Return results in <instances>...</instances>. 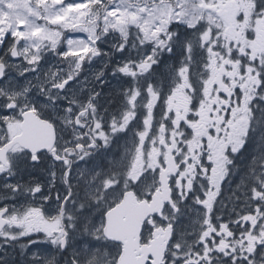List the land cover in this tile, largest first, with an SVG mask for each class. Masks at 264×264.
I'll return each mask as SVG.
<instances>
[{"label": "snow or ice", "instance_id": "1", "mask_svg": "<svg viewBox=\"0 0 264 264\" xmlns=\"http://www.w3.org/2000/svg\"><path fill=\"white\" fill-rule=\"evenodd\" d=\"M111 41H118L113 53L128 57L112 75L133 83L119 114L106 121L98 111L99 93L82 100L69 85L86 62L110 56L99 45ZM0 49V109L9 113L0 117V176L7 181L46 153L61 165L67 188L56 196L54 216L38 207H0V257L40 233L65 252L70 234L79 230L111 245L112 255L103 247L77 250L70 264H264V152L246 174L237 198L244 207L232 209L236 218L213 216L235 158L253 141L264 149V0H0ZM176 49L183 58L168 73L162 99L159 85L149 81ZM49 55L68 63L42 73L40 63ZM11 73L37 76L18 87L9 82ZM41 98L51 118L41 115ZM140 113V128L133 130ZM126 132L133 140L125 158L108 171L80 174L81 190L74 192L72 166ZM4 188L6 200L42 191L15 183ZM190 199L203 211L193 209L185 227L178 221L190 215ZM92 212L100 213L98 224L91 223ZM33 260L56 264L54 257Z\"/></svg>", "mask_w": 264, "mask_h": 264}, {"label": "rangeland", "instance_id": "2", "mask_svg": "<svg viewBox=\"0 0 264 264\" xmlns=\"http://www.w3.org/2000/svg\"><path fill=\"white\" fill-rule=\"evenodd\" d=\"M174 27L178 28V30L180 31L179 26H175ZM182 31L185 33L183 37H188L190 38V32L183 29ZM186 32H189V34L187 35ZM68 38H73V39H87V37L83 34V33H66L65 34ZM182 37V38H183ZM118 41H111L107 44H102L99 45L101 47V49L103 51H106L110 54L109 57H98L96 59H94L92 61L91 64H88L87 62L85 63L84 66H82V70L81 73L79 75V77H77L76 80L72 81V83L69 85V87H72L75 91L79 92L80 98L86 99L89 95V93L91 94H96L99 93V95L97 96V100L96 103L98 104V111L101 112L104 116H105V120L108 121L110 119L111 116H116L119 114L123 103H124V96L123 93L128 90L131 85H132V80L131 78L128 77H124L122 75H117V76H113L112 75V71L117 67L118 62L120 64H123L127 59V55L125 53H113L112 51V44L116 43ZM64 49H58V51H63ZM128 50L126 49V52ZM175 51V50H174ZM176 51L178 52V59L173 57L176 56V54H172L171 56H165L163 58V60L161 61V64L159 65V67H156L153 69V72L155 73V76L153 77V79L149 82L153 83V85L155 86V84L157 83V80L159 79V81H163L164 85L167 86V90H169L170 87V80L168 78V73L178 69L179 65H180V61L183 58L182 57V52L176 49ZM108 61L107 66L105 64V61ZM175 60H178V62H176ZM68 62L66 61H61L58 60L55 56L49 55L47 57H45L42 61H41V71L42 73H48L50 71H56L58 67H62V66H66ZM162 72V76H160V72ZM103 72V76L98 80L96 79L97 75L99 73ZM37 76L34 75L32 78L28 79L29 80H33L35 77ZM20 83L19 80L15 77H11L9 82L13 83L15 85H17L18 87H22L25 84L28 83ZM158 81V82H159ZM167 95L165 94L163 97H166ZM46 101H43V98H41V102H40V111L42 116L44 117H48L51 118L53 116V111L47 107H45ZM159 109H156L154 111L155 116L158 117L161 109L160 106H158ZM142 113L138 114L137 116V121L133 122V125H135V129L133 130H138L140 128V125L138 123V121H140V119L142 118ZM59 123V122H57ZM133 125H130V129L133 128ZM108 127L107 122L104 125V129ZM126 134H128V137L130 138V142L132 144V140H133V135L132 132H126ZM112 140H116V137ZM103 144V141H102ZM107 162L110 164L111 162H114V158H110L107 160ZM54 164V160L49 158V161H47L45 163V166H42L41 164L36 166V165H30V166H26V167H22L20 168L19 172H18V176L20 181H27V183H29L30 185L28 186L27 184H19L21 185L23 188H27V187H31L33 184L31 183V181H34V183H38L40 185V187L42 188L41 193L36 194L35 197L30 196V195H26L30 198V201L32 202L33 205L39 204L42 201H48V200H52L50 203V207H53V214H50L49 216H54L57 213V200H56V196H63L66 191L67 188L66 186L62 183L63 188L59 187V188H54V186H52L50 184V180H51V173L55 172L56 175L58 174V172L55 170L57 169L56 166L53 165ZM59 175L56 176L58 177L57 179L60 181V177L62 174V167L60 166V171H59ZM77 175H73V179L76 180ZM14 183V182H11ZM69 183H71L73 185V191L75 190V186L77 185L73 180L70 181L69 179ZM18 184V183H15ZM5 185V184H4ZM4 185L1 186L0 188V204L4 203L3 199H5V197L8 195V190L4 188ZM79 185V184H78ZM80 186V190H81V184ZM15 196V198L10 201L8 204L12 207V208H20V203H18L16 201V197L19 194H13ZM23 195V194H21ZM83 195V194H82ZM50 197V198H49ZM48 198V199H46ZM24 208H27V206H24ZM23 208V209H24ZM44 209V207H42ZM99 213V212H97ZM100 214V213H99ZM101 219L100 217H97L95 219H93V222L91 220L92 224H98L99 221ZM38 235V234H37ZM46 238V237H45ZM47 239V238H46ZM79 241V240H78ZM95 243H89V242H82V243H73L72 244V240H70V244L69 247H71V250L69 251L68 254V250L67 252H60L61 254H64L68 257H66L64 260L67 261V264H70L71 262V258L74 254V252H76L77 250H92L93 252H98L100 247H103L104 253L106 255L111 256L112 255V249H111V245H107V246H103L100 245V242L94 241ZM50 244V243H49ZM53 248L51 250H49V253L46 252H38L37 250L33 249L32 251V256L33 257H43L45 259L48 258H55V261L57 262L62 261V256H57V249L52 246ZM68 247V249H69ZM45 248H50L49 245H45ZM9 249V247H8ZM56 252V253H55ZM14 258V256H13ZM9 259V257H0V264H7V260ZM81 259H83V257H81ZM34 261V260H33ZM11 264V262H10ZM34 264H42L41 261L39 260H35Z\"/></svg>", "mask_w": 264, "mask_h": 264}, {"label": "flooded vegetation", "instance_id": "3", "mask_svg": "<svg viewBox=\"0 0 264 264\" xmlns=\"http://www.w3.org/2000/svg\"><path fill=\"white\" fill-rule=\"evenodd\" d=\"M179 32L181 34V37H183L185 33L182 31V28H180ZM186 33H187V35L189 34V32H186ZM9 43H10V41H9ZM4 51H5V49H0V56H2L4 54ZM174 53L176 54V56L173 57V60H174V58L178 59V55H177L178 52L175 50ZM175 61L178 62V60H175ZM22 66L26 67V65H22ZM39 68L41 71V68H42L41 63H40ZM34 75H36V73H29L28 75H26L24 77H20L16 73H11L10 78L15 77L19 80L20 83H25L28 81V79L32 78ZM2 83L3 82H0V84H2ZM156 85H159L161 92L163 94L162 96H164L165 94L166 95L168 94L169 90H167V89L164 90L163 86L160 82H157L155 84V86ZM158 106H159V102H158ZM158 106H157V109H159ZM8 114L9 113L7 111L0 109V117L7 116ZM154 116H155V113H154ZM98 143L102 144V141H98ZM130 147H131L130 138L128 137V134H125V135H122L121 137H119V140L111 141L109 147H107V148L102 147L99 149V151H94V155L87 157L85 160L80 161L77 164H74L72 166V172L69 175L70 181L73 180L77 184L75 186L74 192L80 191V186H79L81 184V182L79 180L80 174L85 173V172H92L93 170H95L97 168L103 169L104 171H108V169L110 168L112 163L125 158V149L130 148ZM262 152H264V149H262L261 145L258 142L253 141V142L247 144L245 146L244 150L235 158L232 171L230 172L229 177L226 178L225 181L222 183L221 191L217 197V204L214 206L213 216L222 217V222H228L229 219H235L236 218V214L232 211V209L234 207L237 209V211H239L241 208L244 207L242 201L238 200L237 198L242 195V192H243V190L247 184L246 174L251 171V169L253 168V166L256 163V160L258 159V157L261 155ZM38 155L42 158L40 159L39 163H36L33 165L38 166L41 164L42 166H45V163L47 161H49V158L52 159L51 156L47 155L46 153H41ZM110 158H114V162H111L109 164L107 162V160ZM55 164L57 167L56 171L58 172V174H57V176H58L60 173L59 171H60L61 165L58 162L54 161L53 165H55ZM209 167H211V166H209ZM74 174L77 175L76 180L73 179ZM57 178H56V183H55L54 188L55 189L59 188V187L63 188L62 183H60ZM11 182L18 183V184H27L28 186L30 185L29 183H27V181H20L18 174L14 177H11L7 181L2 176H0V188L2 185L6 184V183H11ZM31 183L33 184L32 186L39 185L38 183H34V181H31ZM82 194L83 193L81 192V195ZM196 194L200 195L199 192H197ZM46 199H48V198H46ZM10 201H12V200L3 199L4 203H1L0 207H3L5 204H7L9 207H11L8 204ZM16 201L18 203H20V208H18V209H23L24 206L38 207V208L44 207L43 213L45 214V216H49L48 213L53 214V207H50V204H51L50 202L52 201L51 199L47 203V205H46V203H44V201L40 202L39 204L33 205L28 196L19 194L16 197ZM234 201H236V203H234ZM186 204H188V206H189L188 210H189L190 215L185 216L184 218H182L181 220L178 221V224L185 226V227L188 226L189 219H190L191 215L193 214V209H195L196 212L203 211L199 206L192 205L191 199L189 201H187ZM98 217H100V214L98 215ZM90 219L93 222V219H95V218L91 215ZM193 223H194V221H193ZM230 228H232L233 231L237 232V234L239 233V227L238 226L230 225ZM44 238L45 237L42 233V234H38V235H35L32 237H25L22 240H20L19 242H15L16 243V258H15L14 262L13 261L11 262V264H32V263H34L32 251L37 246V243L32 244V243H30V241H32V240L40 241L41 239H44ZM217 239H219V238H217ZM70 240H72V244L73 243H82V242H86V243L89 242V243L93 244V242H94V240H92V238L90 236H82L81 232L79 230L74 232V238H73V234H70ZM20 245H25L26 248L22 250ZM67 250L65 252H67ZM12 252H13V249L11 247H9V253L4 252L5 257H7V255L12 254ZM3 264H5V263H3Z\"/></svg>", "mask_w": 264, "mask_h": 264}]
</instances>
